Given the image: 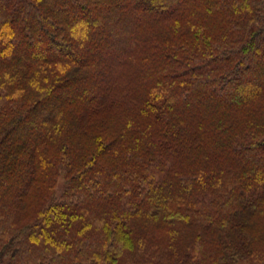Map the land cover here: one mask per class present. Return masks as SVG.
<instances>
[{"label": "trees", "instance_id": "obj_1", "mask_svg": "<svg viewBox=\"0 0 264 264\" xmlns=\"http://www.w3.org/2000/svg\"><path fill=\"white\" fill-rule=\"evenodd\" d=\"M0 264H264V0H0Z\"/></svg>", "mask_w": 264, "mask_h": 264}, {"label": "rangeland", "instance_id": "obj_2", "mask_svg": "<svg viewBox=\"0 0 264 264\" xmlns=\"http://www.w3.org/2000/svg\"><path fill=\"white\" fill-rule=\"evenodd\" d=\"M62 184H63V181H61L60 185L62 186Z\"/></svg>", "mask_w": 264, "mask_h": 264}]
</instances>
